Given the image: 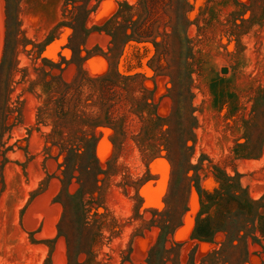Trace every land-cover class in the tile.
Here are the masks:
<instances>
[{
	"label": "rangeland",
	"instance_id": "374dc122",
	"mask_svg": "<svg viewBox=\"0 0 264 264\" xmlns=\"http://www.w3.org/2000/svg\"><path fill=\"white\" fill-rule=\"evenodd\" d=\"M0 64V264H264V0H0Z\"/></svg>",
	"mask_w": 264,
	"mask_h": 264
},
{
	"label": "trees",
	"instance_id": "16d2710c",
	"mask_svg": "<svg viewBox=\"0 0 264 264\" xmlns=\"http://www.w3.org/2000/svg\"><path fill=\"white\" fill-rule=\"evenodd\" d=\"M10 14H9V11L8 9L6 8V36L5 38H9V27H8V18H9ZM6 42H5V49H4V52H3V55H2V59H3V56H5V51H6ZM138 58V56H137ZM127 67L130 68V67H134V66H139L140 65V62L139 60L137 59L135 61V63L132 65V64H129V63H126ZM1 66V64H0ZM3 125H4V121H3ZM207 197H213L212 194H207L206 195ZM220 214L219 213H216V215L214 216V218H209V217H205V218H202V219H199L196 224H195V227H194V233L199 236V237H208L210 234H212L213 231H215V229H217L220 225ZM260 232L262 233V235H264V229L263 227L260 228Z\"/></svg>",
	"mask_w": 264,
	"mask_h": 264
},
{
	"label": "water",
	"instance_id": "95a60500",
	"mask_svg": "<svg viewBox=\"0 0 264 264\" xmlns=\"http://www.w3.org/2000/svg\"><path fill=\"white\" fill-rule=\"evenodd\" d=\"M225 69L223 68V71H224Z\"/></svg>",
	"mask_w": 264,
	"mask_h": 264
},
{
	"label": "bare ground",
	"instance_id": "6f19581e",
	"mask_svg": "<svg viewBox=\"0 0 264 264\" xmlns=\"http://www.w3.org/2000/svg\"><path fill=\"white\" fill-rule=\"evenodd\" d=\"M155 200H156V198H155Z\"/></svg>",
	"mask_w": 264,
	"mask_h": 264
}]
</instances>
